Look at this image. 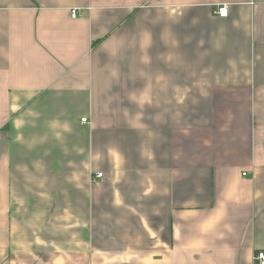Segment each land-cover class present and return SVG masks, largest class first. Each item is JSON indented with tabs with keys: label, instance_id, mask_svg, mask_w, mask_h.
Listing matches in <instances>:
<instances>
[{
	"label": "crops",
	"instance_id": "1",
	"mask_svg": "<svg viewBox=\"0 0 264 264\" xmlns=\"http://www.w3.org/2000/svg\"><path fill=\"white\" fill-rule=\"evenodd\" d=\"M261 251L264 0H0V264Z\"/></svg>",
	"mask_w": 264,
	"mask_h": 264
},
{
	"label": "built area",
	"instance_id": "2",
	"mask_svg": "<svg viewBox=\"0 0 264 264\" xmlns=\"http://www.w3.org/2000/svg\"><path fill=\"white\" fill-rule=\"evenodd\" d=\"M69 15H70V18L73 20L78 18L79 17L78 10L76 9L71 10ZM215 15H217L219 18H226L227 17V7L222 6V7L217 8ZM86 123H87V119L81 120V124H86ZM96 178L101 179L102 174H98ZM253 264H264V251H261L255 254V256L253 257Z\"/></svg>",
	"mask_w": 264,
	"mask_h": 264
}]
</instances>
